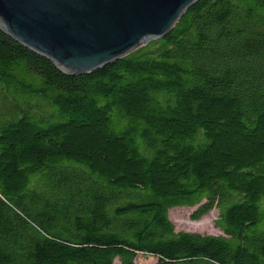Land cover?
<instances>
[{
    "label": "trees",
    "instance_id": "1",
    "mask_svg": "<svg viewBox=\"0 0 264 264\" xmlns=\"http://www.w3.org/2000/svg\"><path fill=\"white\" fill-rule=\"evenodd\" d=\"M212 208L221 234L168 210ZM264 264V0H197L68 75L0 28V264Z\"/></svg>",
    "mask_w": 264,
    "mask_h": 264
},
{
    "label": "water",
    "instance_id": "2",
    "mask_svg": "<svg viewBox=\"0 0 264 264\" xmlns=\"http://www.w3.org/2000/svg\"><path fill=\"white\" fill-rule=\"evenodd\" d=\"M197 0H0V28L68 75L166 35Z\"/></svg>",
    "mask_w": 264,
    "mask_h": 264
},
{
    "label": "rangeland",
    "instance_id": "3",
    "mask_svg": "<svg viewBox=\"0 0 264 264\" xmlns=\"http://www.w3.org/2000/svg\"><path fill=\"white\" fill-rule=\"evenodd\" d=\"M196 206H174L168 210L169 219L173 222L176 230L193 231L201 234H221V230L216 226L215 220L218 209L212 208L198 219H192L191 213ZM155 257L148 254L138 253L135 264H154ZM113 264H119L118 259H114Z\"/></svg>",
    "mask_w": 264,
    "mask_h": 264
}]
</instances>
